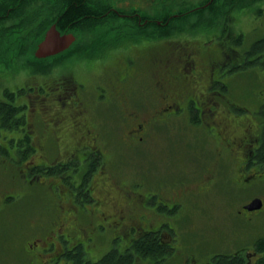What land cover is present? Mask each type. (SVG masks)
<instances>
[{"label": "flooded vegetation", "instance_id": "af4514ba", "mask_svg": "<svg viewBox=\"0 0 264 264\" xmlns=\"http://www.w3.org/2000/svg\"><path fill=\"white\" fill-rule=\"evenodd\" d=\"M190 47L183 55L170 52L174 46L146 60L127 57V45L119 46L125 48L122 56L95 60L120 63L107 75L97 74L91 90L72 75L59 77L50 90L36 86L45 92L36 96L35 108L46 125L32 146L36 159L45 152L52 158L33 165L44 169L36 179L1 160L0 171L12 173L14 186L0 190V231L10 214L18 237L5 253L0 247V264H77V252L81 263L92 264L115 252L131 255L132 264H263L264 161L258 157L263 102L253 100L259 104L252 108L234 98L238 90L231 81L239 75V60L225 54L200 67L196 47ZM205 77L207 85L197 88ZM101 115L123 129L122 148L99 129ZM177 122L188 137L179 143L172 132L168 145L164 136L171 134L162 128ZM68 133L75 146L61 147ZM139 159L141 165L132 166ZM20 183L24 191L36 184L45 188L47 200L36 218L29 212L20 217V210H30L20 206ZM228 183L235 192L222 187ZM214 190L230 194L219 214L213 208L218 201H211ZM21 220L27 225L31 220V230L21 228ZM149 236L163 248L161 254L135 252L137 241Z\"/></svg>", "mask_w": 264, "mask_h": 264}, {"label": "trees", "instance_id": "16d2710c", "mask_svg": "<svg viewBox=\"0 0 264 264\" xmlns=\"http://www.w3.org/2000/svg\"><path fill=\"white\" fill-rule=\"evenodd\" d=\"M262 2L264 0H155L154 2L150 0V6L147 9L115 5L114 7L118 10L116 11L111 10L113 7L111 0H0V75L4 73L3 71L27 68L31 69L32 74H46L57 65L65 63L68 58L51 62L58 58L54 56L39 59L34 54L38 43L54 23L62 33L78 34V39L98 36V40L84 43L78 41V46H81L78 54L98 52L96 49L98 45L100 48L104 47L103 50H108L111 47L124 46L133 42L162 38L174 39L179 35H192L197 32L202 33V38L207 44L214 39L219 40V44L225 42L229 47L231 45L243 47L245 35L234 33L232 29L234 12L249 10ZM261 8L263 6H260V12ZM119 13L127 14V16H121ZM210 29L217 30L219 35L209 36ZM185 41L188 39L169 41L170 48L167 50L175 46V49L170 52L178 51V55H183L188 46V42ZM208 45L211 46V44ZM159 51L161 50L158 48L147 47L142 49L141 53L147 58ZM234 54L236 55H233V58L241 62L237 68L239 74H246L247 71L254 70L255 66L264 70V35L245 47L242 59H239L240 52ZM31 86L34 88L35 102L37 95L42 96L40 94L42 90L38 91L34 85ZM26 88L22 86L16 92L6 88L4 97L0 98V134L7 139L11 134L10 144L15 141L17 147L16 151L9 153L6 145L0 146L4 160H9L5 155L11 156L12 153H14L12 156L19 153L21 159H24L34 150L31 123L28 118L29 104H21L16 100V95H22ZM244 91L252 100H258L257 95L253 96L251 93L253 89L245 88ZM246 94L243 96L245 97ZM261 94L263 97L260 103L263 102V106L260 114L261 148L258 157L264 161V92ZM2 164L1 161L0 168H3ZM20 197L22 198L23 195ZM6 222L0 231L2 236L0 247L4 253L13 242L12 233L6 227L12 222ZM261 246H264V241ZM162 251L163 248L152 236L137 241L135 246V252L139 255H159ZM262 251L264 252V247ZM75 258L78 261L77 264H92L81 263L80 252L76 253ZM132 261L131 255L121 256L115 252L106 256L101 264H132ZM214 264L228 263L222 260Z\"/></svg>", "mask_w": 264, "mask_h": 264}, {"label": "rangeland", "instance_id": "374dc122", "mask_svg": "<svg viewBox=\"0 0 264 264\" xmlns=\"http://www.w3.org/2000/svg\"><path fill=\"white\" fill-rule=\"evenodd\" d=\"M111 1L113 3V6L115 5H119L121 7L123 6H133L134 7L135 6V7H139L140 9L141 8L147 9V7L150 6V0H111ZM154 1L155 0H151V2H154ZM260 6H263V8H261L262 9L261 12L259 11ZM232 27H233L232 29L234 33H243L245 35V45L243 47L234 46L235 48H238V52H240L239 59H242V55H243V51L245 47L250 45V43L253 42L254 40L261 37V35H264V2H262V4H257L256 6L252 8H249V10L235 11L234 16L232 18ZM201 34L202 33L197 32L196 34H192V35H189V34L179 35V36L174 37V39L162 38V39H157V40H143L141 42L129 43L127 44V57L128 56L138 57V55H142L141 53L142 49L147 48V47H153V48H158L159 50L167 51V49L170 48L169 41H175V40H181V39H188V41H185V42H188L187 43L188 46L185 49V53L186 52L188 53V47L190 50L191 48L190 44H193L196 47L195 57L200 67H204L207 61L209 60H213V61L221 60V58H223L225 54H227V56L229 57H233V55H236L234 54L236 52L234 51L233 48H229L225 42H221V44H219V40L215 42L214 41L209 42L211 46L206 44L205 46H202L204 47L202 48L201 44L203 41H205V39L202 38ZM218 35L219 34L217 30L210 29L209 36H218ZM76 36H77V39L75 42H73L70 48H68L64 52L51 56V57L55 56L56 58H58L51 62L61 61L59 60L60 58L62 60H65L66 58H68V60L65 63L57 65L55 68L51 69L48 73L46 74H39V73L34 74L33 73L32 74L31 69L27 68V69H16V71L15 70L14 71H9V70L3 71L4 73L0 75V77L2 76L0 79V98L4 97V90L6 88L16 92V90H18V88L22 86L27 87L22 95H18V94L16 95V100L19 101L21 104L22 103L29 104L28 118L31 123V131L33 135L32 140L34 141L40 139V134L45 129L46 124L44 122L46 121V119L43 120V117H40L36 113L34 93H33L34 88L31 85H34L35 87L44 85V87L50 90V88L54 85V83L57 82L56 80L60 79L63 76L72 75L75 78H77L80 82H84L87 88L91 90L92 84H93V78L97 74L107 75L109 72H111V69L113 67L119 66V63H120V59L114 60L113 58L110 60H102L101 64L100 63L95 64L96 61H98L97 59L102 57L103 55H109L110 53H111V56L112 54L116 56H122V54L125 52V48L118 50L116 47H111L110 49L107 48L108 50L106 49L103 50L104 47L100 48V46L98 45L96 47L98 52H93V53L87 52L83 54L81 53L78 54L77 52H79V49L81 48V46H78V41L80 43H84L85 41L87 42L90 40H98L99 38L98 36H96V37H84V38L81 37L80 39H78V34H76ZM112 57H115V56H112ZM148 58L149 56L145 59L147 60ZM149 74H151V72H149ZM205 78L206 80L202 79L199 81V83L196 86L197 88H203L207 85L208 79L207 77ZM231 83L233 85V88L238 90V93L235 94L236 97L234 98L237 101L244 102L243 104L246 103L247 105L253 108L254 106H257L259 103H256V102L254 103L253 100L250 97H248L247 94L244 97L240 93H241V90H244L245 88L248 90L253 89L251 93L253 94V96L257 95L258 100L261 101L263 97L261 93L264 92V70L261 67L259 68L255 66L254 70H249L247 71L246 74L245 73L242 75L239 74L235 80L231 81ZM44 93L45 92L42 90V93L40 94H44ZM102 118L104 117L102 116ZM176 124H177L176 127L170 126L169 128H162V131H164L165 133H169V134H171L172 132H177L178 134H175V137L180 138L179 139V143H180L184 138H187L188 135L184 133L185 131L182 132L184 130L182 128V125H183L182 122L181 123L177 122ZM99 127L101 131L111 134L112 140L115 143L117 148H122V141L119 139V137H120L121 132H123V129L121 127H118V123H115L112 121L110 122L104 118L100 122ZM10 135L7 139L3 137L4 135L0 134V146L5 147V145H9L12 147L13 151H16V148H17L16 142L14 141L12 143L13 145L10 144L11 142L10 138H12L11 137L12 135L11 136ZM114 137L115 139H113ZM164 138L167 139V140L166 139L163 140L164 143L168 142V145L172 144L173 142L172 134H171V138L168 137V134L167 136H164ZM64 140L66 141V143L62 144L61 147H64L65 145H69L70 147L75 146L74 135L72 133L66 134L64 137ZM195 146L193 145V147ZM35 153L36 152H34L33 150L24 159H21V156L19 155V153L16 154L15 156H12L14 153L10 154L11 156H7V155L5 156L8 157V159L10 160L9 162H14L16 167L23 171L22 174L29 172L30 178L36 179L35 176H38L42 173L44 174L43 172L44 169L43 167H40L41 168L40 170L36 169L33 167V165L37 162L44 163V162H47V160H51L52 155L48 156L47 152L43 153V151L41 150L39 153H43L44 154L43 157L40 159H36ZM3 155L4 154L2 152V149L0 148V159L1 160H3L2 159ZM57 155H58V151L55 153V156ZM209 160H210V163L214 162L213 157L210 158ZM134 164H136V166L141 165V160L140 159L139 161L133 160L132 166H134ZM202 165L209 167L206 163ZM28 169H30V171H28ZM234 170L235 169L232 168L230 172L228 173L230 178H232L234 174ZM11 171H13V169ZM9 172L4 171L3 173H1L0 171V190L2 191L1 193H5V191L8 192L11 189L10 187L14 186L13 181H12V173H9ZM44 180H45V177L41 176L40 181H44ZM36 182L38 183V180H36ZM224 186L226 187L225 188L226 191L233 190L235 192V190L229 186V183L224 184L222 187ZM17 189L19 193L23 194V197L20 200V206L24 208H30L29 211L20 210L21 219L24 217L26 218L28 212L34 215L33 217L35 218L38 217L41 214V209L44 208V205L47 200L45 188L39 184H36L31 189H26L24 191L23 185L22 183H20ZM216 189L218 190L220 188L216 187ZM213 192L215 194V198L213 196L211 201H212V204L214 201L216 202L218 201L217 203L213 204V208L215 212L219 214L222 211V207H223L222 204L226 202L225 197L230 196V194L228 192H223L224 196L222 197V195L221 196L219 195L220 191L214 190ZM26 203H31V205H26ZM201 219L202 218L200 216L196 215L195 217L196 224L201 223ZM4 220L12 222L15 219H12L10 214H5ZM30 224H31V220L29 221L28 225L25 220L20 221V227L24 229L25 227H27L26 230L27 229L31 230V228L29 227ZM6 227L9 229V232L12 233L11 240L18 237L17 233L14 232L16 231V227L18 228V226L15 223L11 224L10 226L8 225ZM36 230H34L33 233H35ZM33 233L31 235H33Z\"/></svg>", "mask_w": 264, "mask_h": 264}, {"label": "water", "instance_id": "95a60500", "mask_svg": "<svg viewBox=\"0 0 264 264\" xmlns=\"http://www.w3.org/2000/svg\"><path fill=\"white\" fill-rule=\"evenodd\" d=\"M76 35L74 33H62L57 24H53L46 31L42 40L38 43L35 49V56L37 58H47L56 54H59L73 44L76 41ZM256 206L262 205V201L255 200Z\"/></svg>", "mask_w": 264, "mask_h": 264}]
</instances>
